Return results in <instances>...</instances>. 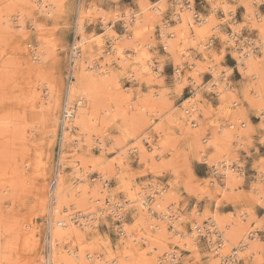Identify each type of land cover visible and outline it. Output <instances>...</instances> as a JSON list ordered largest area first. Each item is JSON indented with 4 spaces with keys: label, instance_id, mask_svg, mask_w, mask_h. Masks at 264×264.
I'll return each instance as SVG.
<instances>
[{
    "label": "rangeland",
    "instance_id": "obj_1",
    "mask_svg": "<svg viewBox=\"0 0 264 264\" xmlns=\"http://www.w3.org/2000/svg\"><path fill=\"white\" fill-rule=\"evenodd\" d=\"M36 1L0 0V217L12 228L8 264L45 263L48 214L39 210L37 188L44 185L50 206L57 170L65 180L61 217L92 225L80 232L92 260L129 252L124 262L130 264H264L263 1L254 2L258 12L250 19L239 0H51L60 2L53 9ZM80 6L89 8L81 16L84 47H90L74 67ZM179 6L192 25L173 21ZM228 36L235 45L225 42ZM111 44L119 46L122 60ZM107 59L106 77L78 66ZM78 76L96 81L93 120L66 133L63 142L67 87ZM190 105L196 106L194 127L183 116ZM149 141L155 151L140 153L138 145L146 148ZM223 166L234 177L226 178ZM161 190L152 214L139 211V196L151 202ZM159 212L171 219L158 218ZM216 227L231 233L233 244L221 242ZM31 232L36 247L29 249L24 236ZM58 247L65 255L79 246L71 238Z\"/></svg>",
    "mask_w": 264,
    "mask_h": 264
},
{
    "label": "bare ground",
    "instance_id": "obj_2",
    "mask_svg": "<svg viewBox=\"0 0 264 264\" xmlns=\"http://www.w3.org/2000/svg\"><path fill=\"white\" fill-rule=\"evenodd\" d=\"M240 2V5L242 6L243 10H244V13H245V16L247 17V19H250V17H253L254 14L258 11V9H256V4L254 2H257L256 0H239ZM260 1H263L264 0H259ZM3 2V1H2ZM59 5H60V2H58ZM57 1H49V0H41V1H36L34 2V4L39 7H41L42 9L43 8H54L55 5H58ZM222 4V3H221ZM258 4V2H257ZM2 5V4H1ZM259 5V4H258ZM58 7V6H57ZM92 7V6H91ZM23 8V7H22ZM155 8V7H154ZM258 8V7H257ZM51 9V10H52ZM57 9V8H56ZM78 9V12H77V20H76V33L78 35V43L76 44L77 47H75L76 49V52H75V55H76V58L74 59V67L77 66L76 64V60L77 58L80 59L81 57V54L83 53L82 56H84L86 54V52L88 51V48L90 47L89 45L84 47L85 43H87V39L85 38L84 34H83V29H84V25L82 23V14H84L87 9L89 8H82V6H80ZM92 10L95 9L94 7L91 8ZM147 10V9H146ZM46 11V10H44ZM151 11V10H150ZM188 11V10H187ZM157 12V11H156ZM184 9L181 8L179 6V9L178 11L174 14V17L176 20H173V21H176L178 23H182V27H186L188 25H192V18L190 19L189 17V14L187 12H184ZM47 14V13H46ZM89 14V13H88ZM253 15V16H252ZM264 16V15H263ZM129 18V17H128ZM139 18V17H138ZM226 18V17H225ZM258 18V17H257ZM131 19V18H130ZM264 19V17H263ZM127 21V20H126ZM125 21V22H126ZM132 21V22H131ZM131 21L129 23H132L137 21V17H132ZM250 21V20H249ZM252 21V20H251ZM194 23H196L197 25H202L203 23V20H198V21H193ZM0 23L2 25H5V22H1V17H0ZM128 23V22H127ZM126 23V24H127ZM138 23V22H137ZM222 23V22H221ZM125 24V23H124ZM128 25V24H127ZM178 25V24H177ZM125 26V25H124ZM260 26V25H259ZM264 26V22H263V25L261 27ZM126 27V26H125ZM139 27V26H138ZM137 27V28H138ZM193 27V26H192ZM258 27V26H257ZM75 28V27H74ZM107 28V27H106ZM136 28V29H137ZM181 28V27H180ZM260 28V27H259ZM264 28V27H263ZM104 29V28H103ZM130 29V27H129ZM134 29V28H133ZM185 29V28H184ZM193 29V28H192ZM205 29V28H204ZM204 29H201V32H203L202 30ZM185 30H188V29H185ZM233 30V29H232ZM107 31V30H106ZM110 32V31H109ZM189 32V30H188ZM194 33V32H193ZM259 33H261V31L259 30ZM134 34V33H133ZM186 34V33H185ZM190 34V33H189ZM201 34V33H200ZM261 35V34H260ZM188 36V35H187ZM203 36V35H202ZM262 36V35H261ZM121 37V36H120ZM185 37V35H184ZM190 37V36H189ZM77 38V37H76ZM186 38V37H185ZM166 39V38H165ZM225 42L226 43H232V45L234 44L235 45V41H233L234 39V36H228V37H225ZM118 40V38H114L113 39V42H116ZM237 41V40H236ZM102 43V42H101ZM165 43V42H164ZM238 44V43H237ZM261 45V44H260ZM74 46V43L72 44V50H73V47ZM111 46V50L114 51L115 50V54L119 55L118 59L120 58L122 60V53L120 51V48L119 46L117 45L115 48L113 47V44L110 45ZM109 46V47H110ZM232 47V46H231ZM234 47V46H233ZM232 47V48H233ZM255 47V46H254ZM81 48H82V51H81ZM171 48H174L173 46ZM241 48V47H240ZM243 48V47H242ZM246 48V47H245ZM256 48H259V47H256ZM71 49V48H70ZM236 49V48H235ZM250 50V49H249ZM20 51V50H19ZM22 51V50H21ZM199 51V50H198ZM245 51V50H244ZM247 51V49H246ZM252 51V50H251ZM74 50L72 51V53L69 55V59H70V56L73 54ZM82 52V53H81ZM107 52V51H106ZM249 52V51H248ZM246 53V52H245ZM104 55V54H103ZM107 55V54H106ZM252 55V52L248 53V55H245V56H251ZM105 56V55H104ZM135 56V55H134ZM133 56V57H134ZM254 56V55H253ZM88 57V56H87ZM107 57V56H106ZM137 57V55H136ZM142 57V56H141ZM145 57V56H144ZM240 57V56H239ZM138 58V57H137ZM36 59V58H35ZM119 59V60H120ZM145 59V58H144ZM83 60V59H82ZM89 60V59H88ZM114 60V59H113ZM134 60V59H133ZM143 60V59H142ZM141 60V61H142ZM148 60V59H146ZM190 60V59H189ZM124 61V60H123ZM136 62H138L137 60H135ZM149 61V60H148ZM191 61V60H190ZM94 62V61H93ZM92 61H82L78 66L79 68H81V71H86V70H91L93 72L96 73L95 76H98V77H103L105 75H107L111 70H109V63H110V59H107L106 62L104 63H101L100 65H95ZM113 62V61H112ZM143 63V61L141 62ZM147 63V62H146ZM144 63V65L146 64ZM149 63V62H148ZM242 63V62H240ZM246 63V62H245ZM87 64L88 66L87 67H84V65ZM112 64V63H111ZM247 64V63H246ZM70 65H71V61H69V68H70ZM136 65V64H134ZM142 65V64H141ZM245 65V64H244ZM181 66V65H180ZM247 66V65H245ZM195 67V66H194ZM31 68V67H29ZM145 68V67H144ZM250 68V67H249ZM182 69V68H181ZM28 70V68H27ZM31 71V69H29ZM69 71V70H68ZM148 75L150 76H154L155 75V72L153 71V69L151 70L150 67H146L145 70H144ZM193 71H194V68H193ZM251 71V70H250ZM158 72V71H157ZM212 73V71H211ZM157 74V73H156ZM213 74V73H212ZM141 75V73H140ZM68 77V76H67ZM106 77V76H105ZM108 77V76H107ZM180 77V74H179V71L178 70H175V78H179ZM181 78V77H180ZM194 78V77H192ZM215 78V77H214ZM88 79H90V81H87L85 80L84 77L82 76H78V78L76 79V82L70 84L68 87H67V92H66V102H65V105H64V109H63V113L62 114V117H61V120H63L64 118V121L63 123H61L60 121V127L62 129V124L64 126L63 128V142H64V138H65V134L68 133L70 134V132H72L73 130H76V128H83L85 126H88V124L93 120V114L94 111L92 112V109L94 108L93 107V98H95V90H96V81L95 79H93V77H89ZM105 79V78H104ZM186 79V78H185ZM217 79V78H216ZM215 79V80H216ZM179 81V80H178ZM98 82V81H97ZM106 82V81H105ZM152 82V81H151ZM226 82V81H225ZM102 83V82H101ZM105 84V83H104ZM115 85V84H114ZM216 85V84H215ZM119 86V85H118ZM120 88H122L121 86H119ZM209 87V86H208ZM213 87V86H211ZM210 87V88H211ZM119 88V89H120ZM214 88V87H213ZM118 89V90H119ZM181 89V88H180ZM224 89V87H223ZM182 90V89H181ZM216 90V89H215ZM214 90V91H215ZM220 91L221 89H217L216 91ZM30 91V90H29ZM41 91V90H40ZM120 91V90H119ZM215 91V92H216ZM217 92L216 95L218 96L220 94V92ZM32 92V91H31ZM48 92V91H47ZM122 92V91H120ZM30 93V92H28ZM178 93V92H177ZM180 93V92H179ZM46 94V93H45ZM31 95V94H30ZM33 95H31L32 97ZM163 96V95H162ZM47 97V96H46ZM56 97V96H55ZM34 98V97H33ZM43 98V97H42ZM47 99V98H46ZM45 101V100H44ZM50 101V100H49ZM93 101V102H92ZM52 102V101H51ZM84 102H85V105H84ZM97 102V101H96ZM39 103V102H38ZM54 103V106H56V102H53ZM186 103V102H185ZM44 103H40V106H42ZM96 104V103H95ZM94 104V105H95ZM189 104V103H188ZM205 104V103H204ZM48 105V104H47ZM192 105V104H191ZM189 106L188 108L186 107L184 109V113H183V116H185V118H187L185 120V122L187 121L188 125H190L191 127H194L196 126V120H195V107L194 106ZM231 107V106H230ZM51 108V107H50ZM52 109V108H51ZM108 109V108H107ZM48 112V111H47ZM51 112V111H50ZM54 112V111H53ZM96 112V110H95ZM147 112V111H146ZM151 112V111H150ZM154 112V111H153ZM152 112V113H153ZM157 112V111H156ZM172 112V111H171ZM155 113V112H154ZM181 113V115H182ZM212 113V112H211ZM64 115V116H63ZM147 115V114H146ZM154 115V114H153ZM172 115V114H171ZM155 116V115H154ZM95 117V116H94ZM159 117V116H158ZM2 118V117H1ZM98 119V118H97ZM4 120V119H2ZM10 120V119H9ZM150 120V119H149ZM234 120V119H232ZM1 121V120H0ZM182 121V120H181ZM180 121V122H181ZM150 122V121H148ZM183 122V121H182ZM243 122V121H242ZM4 123V122H3ZM55 123V121H54ZM151 123V122H150ZM234 123V122H233ZM232 123V124H233ZM1 124V123H0ZM8 124V123H7ZM92 124V123H91ZM153 124V123H152ZM184 124V123H183ZM93 125V124H92ZM231 125V124H230ZM4 126V124H3ZM6 126V125H5ZM53 126V125H52ZM151 126V125H149ZM189 126V127H190ZM233 126V125H232ZM8 127V126H6ZM5 128V127H4ZM9 128V127H8ZM8 128L7 131H8ZM66 130V131H65ZM88 130V129H87ZM2 131V130H1ZM84 131V130H83ZM192 131V130H190ZM3 132V131H2ZM9 132V131H8ZM51 132V131H50ZM126 132V131H125ZM187 132V131H186ZM144 133V132H143ZM1 134V133H0ZM3 134V133H2ZM6 134V132H5ZM190 134V133H189ZM4 135V134H3ZM140 135V134H139ZM142 135V134H141ZM159 135V134H158ZM2 136V135H1ZM5 136V135H4ZM53 136V135H52ZM87 136V135H86ZM91 136V135H90ZM136 136V135H135ZM134 136V137H135ZM7 137V136H6ZM68 136H66L67 140H68ZM139 137V136H138ZM222 137V136H221ZM3 138V136H2ZM50 138V136H49ZM74 138V137H73ZM80 138V136H79ZM140 138V137H139ZM160 138V137H159ZM240 138V137H239ZM5 139V138H4ZM148 139V138H147ZM76 140V139H75ZM74 140V142L76 143V141ZM149 140V139H148ZM263 140V139H262ZM9 141V139H8ZM7 142V140H6ZM142 142V141H141ZM140 142V143H141ZM74 143V144H75ZM144 143V142H143ZM156 143H157V140H156ZM158 143H159V140H158ZM264 143V142H263ZM2 144V143H1ZM61 144V143H60ZM264 145V144H263ZM75 146V145H74ZM140 144L138 145V148L140 149V153H145L146 151H152L153 150L155 151L153 144L152 142L149 141V145L145 148L144 146H141L139 147ZM62 147V146H61ZM98 147V146H97ZM159 147V146H158ZM101 148V147H100ZM61 150V149H60ZM76 150V149H74ZM105 152V151H104ZM122 153V152H121ZM129 153V150L127 151V154ZM148 154V152L146 153ZM122 155V154H121ZM157 155V154H156ZM44 157H46L45 155H43ZM49 156V155H48ZM50 157V156H49ZM142 157V156H141ZM144 157V156H143ZM42 158V157H41ZM158 158V157H157ZM47 159V158H46ZM148 159V158H147ZM42 159H39V171L41 173V176L42 178L46 175V171H45V164L41 161ZM70 160V159H69ZM49 162V161H47ZM46 162V163H47ZM60 162H61V158H60ZM75 162V161H74ZM62 164L64 162H61ZM225 163V162H224ZM61 164V165H62ZM65 164V163H64ZM73 164V163H72ZM71 164V165H72ZM78 163L74 164V166L71 168L72 169V172L74 175H77L78 174ZM221 162L219 163H216V165H220ZM60 165V164H59ZM69 165V164H68ZM9 166V165H8ZM47 166V164H46ZM63 166V165H62ZM216 166V167H217ZM8 168V167H7ZM5 169V168H4ZM223 170L225 171L224 172V176L226 178H232V176L234 175L233 174V171L230 169V167H225L223 166ZM45 171V173H44ZM58 172L56 173L55 172V182H54V186H53V189L51 191H49V198L51 197V205L50 206H46V202L44 201V185H40V187H38V191H37V203H38V206H39V210L42 211H47V220H48V237H47V246H48V252H47V256L46 257H42L45 261V263H42L40 262L41 264H130V263H125V259L129 256V252H126V253H120L119 256L117 257H114L113 258H110L108 260H102V259H99V258H96L95 260H92V257L89 253H86V250L84 249V246H82V242L84 241L83 240V237L81 236V231L83 229V231H86L85 233H87V230H91L92 229V225H89V223H86V222H81V221H75V219L73 218H68L67 215L66 218H62L61 217V211H60V202H61V198L63 196V189H64V177L60 174L59 170H57ZM5 172V171H4ZM62 173V172H61ZM85 173V172H84ZM237 174V173H236ZM234 177V176H233ZM236 179V178H235ZM227 181V180H226ZM233 183V182H232ZM53 184V183H52ZM222 184V183H221ZM223 188L225 187H228L229 184L225 185L224 182H223ZM232 186V185H231ZM229 188V187H228ZM207 189V188H206ZM227 189V188H226ZM153 190V189H152ZM104 191H106V189H104ZM151 191V190H150ZM163 190H161L159 193L161 195H159V197H151L150 199L152 200L151 202H145L144 200V197L141 195L139 196V199L135 200L134 202L137 203V207L139 209V211L141 210L142 212H144L145 214H152V212L155 211V208L159 205V203H161V196H163ZM107 192V191H106ZM218 193H220V191H218ZM225 193V191H224ZM135 194V193H134ZM133 194V196H134ZM146 194V193H145ZM133 197H131V200ZM135 198V197H134ZM146 198V197H145ZM96 202H99L98 200H95L94 203ZM158 202V204H156ZM63 203V202H62ZM127 203V202H126ZM129 203V201H128ZM92 204V202H91ZM98 204V203H96ZM132 204V201L131 203ZM106 205V204H105ZM134 205V203H133ZM92 206V205H91ZM65 208V207H64ZM70 208V207H68ZM93 208V207H92ZM63 209V208H62ZM105 208H103L104 210ZM122 209V208H121ZM38 210V211H39ZM69 210V209H68ZM97 210V209H96ZM95 210V211H96ZM102 210V209H101ZM100 210V211H101ZM102 210V211H103ZM106 210H109L108 208ZM104 210V211H106ZM99 211V210H98ZM103 211V212H104ZM40 212V211H39ZM94 212V211H93ZM102 212V213H103ZM157 212V211H156ZM44 213V212H43ZM100 213V212H99ZM92 214V213H91ZM104 214V213H103ZM110 214H113L114 217L116 216H120L119 213H116L114 211H112ZM154 214V213H153ZM156 214V213H155ZM94 215V214H93ZM96 215V214H95ZM109 215V214H108ZM156 215H160L158 218H164V220H167L169 221L171 218L169 216H167L165 213H162V212H159L158 214ZM97 216V215H96ZM167 216V217H166ZM93 218V217H92ZM98 218V217H97ZM94 219V218H93ZM174 220V219H173ZM97 221V220H96ZM158 221V220H157ZM9 223V224H8ZM94 223V222H93ZM92 223V224H93ZM177 223V222H176ZM173 224V223H171ZM170 224V225H171ZM7 225H10V222H8V220H6V218H2L0 217V264H8V261H9V253H10V250L12 249V246H13V242H12V238H10L11 234H10V230L12 229H8L9 227H7ZM95 225V224H94ZM174 225V224H173ZM172 225V226H173ZM150 226V225H149ZM148 226V227H149ZM216 226V225H215ZM94 227V226H93ZM122 228V227H121ZM155 228V227H154ZM171 228V227H170ZM120 229V228H119ZM153 229V228H152ZM173 229V228H172ZM197 229V228H196ZM194 228V230H196ZM216 232L214 235L218 236L221 240V242H225L227 244H230L232 243L229 242V237H231V233H227L225 234L223 229L220 228V227H216L215 228ZM162 231H166L165 228H162L161 232ZM242 231V230H241ZM12 232V230H11ZM33 232V231H32ZM29 233L28 235L24 236V242H26L27 246L29 249H32V248H35V243H34V240H33V234ZM121 232V231H120ZM211 232V231H210ZM247 232V231H245ZM249 232V231H248ZM233 233V232H232ZM26 234V233H25ZM24 234V235H25ZM118 234V232H117ZM172 234V233H171ZM121 235H123V233L121 232ZM178 235V234H177ZM194 235V234H193ZM192 235V236H193ZM241 235V234H240ZM239 235V236H240ZM181 236V235H180ZM234 236V235H233ZM249 234L247 235H243L244 239H243V244H245V246L247 245V240L250 239L248 238ZM129 237V236H128ZM131 237V236H130ZM217 237V238H218ZM242 237V236H241ZM254 237V236H253ZM71 238H74L76 242H78V246L77 247L78 249L77 250H68L67 252H65V255L61 254V251H60V247H58L59 245H62V242L66 239H71ZM234 238V237H233ZM236 238V237H235ZM35 239H38V238H35ZM179 239V238H178ZM242 239V238H241ZM132 240V239H131ZM140 240V239H139ZM197 240V239H196ZM194 241V240H193ZM36 242V241H35ZM220 242V243H221ZM134 243V242H133ZM110 244V243H109ZM137 244V243H136ZM222 244V243H221ZM233 244V243H232ZM249 244V242H248ZM251 244V243H250ZM213 245V244H212ZM239 245V244H238ZM82 246V247H81ZM155 246V245H154ZM235 246V245H233ZM217 247V246H216ZM220 249H221V246L219 245ZM225 247V246H224ZM244 247V246H243ZM86 248V247H85ZM133 248V247H132ZM227 248V247H226ZM249 248V246H248ZM105 249V248H104ZM155 249V248H154ZM219 249V250H220ZM224 249V248H222ZM221 249V250H222ZM238 249V247L236 246L235 247V251ZM107 250V249H105ZM233 250V249H232ZM136 251V250H135ZM137 252V251H136ZM215 252V250L213 251ZM238 252V251H237ZM64 253V252H63ZM196 253V252H195ZM224 253V252H223ZM109 254V253H108ZM168 256V255H167ZM177 256V255H176ZM157 257V256H156ZM117 258V259H116ZM167 258V257H166ZM165 258V260H166ZM172 258V257H171ZM222 258V257H221ZM226 258V257H224ZM169 259V258H168ZM154 260V259H153ZM164 260V261H165ZM127 261V260H126ZM223 261V260H222ZM174 262V261H173ZM25 264V263H24ZM173 264V263H172Z\"/></svg>",
    "mask_w": 264,
    "mask_h": 264
},
{
    "label": "built area",
    "instance_id": "obj_3",
    "mask_svg": "<svg viewBox=\"0 0 264 264\" xmlns=\"http://www.w3.org/2000/svg\"><path fill=\"white\" fill-rule=\"evenodd\" d=\"M261 5H263L264 6V2H262L261 3ZM72 47H71V49H70V51H69V54L68 55H70L71 53H72ZM71 57V56H70ZM64 116V115H63ZM215 171V170H214ZM216 172V171H215ZM216 174V173H215ZM229 261H231V262H229L230 264H232V262H233V260H229Z\"/></svg>",
    "mask_w": 264,
    "mask_h": 264
}]
</instances>
